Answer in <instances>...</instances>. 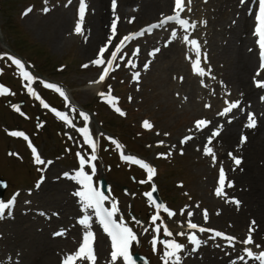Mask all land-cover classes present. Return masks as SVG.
I'll return each instance as SVG.
<instances>
[{
    "label": "rangeland",
    "instance_id": "374dc122",
    "mask_svg": "<svg viewBox=\"0 0 264 264\" xmlns=\"http://www.w3.org/2000/svg\"><path fill=\"white\" fill-rule=\"evenodd\" d=\"M140 1H137L139 2L138 5L134 2L132 6L134 11H126V8L121 7L120 22L114 34V43L109 49L114 51L113 45L118 44L119 39L130 33L138 32L141 27L150 22H157L163 18L162 13L148 12L153 0H146L149 1L146 2L147 8L142 7ZM196 1L191 0L189 3V0H186L183 14L185 12L190 13ZM4 2L5 12L9 10L5 14L6 16L3 11H0V27L4 32L3 35L0 33V74H4L1 72L4 65L7 74L0 78V84H14L10 86L14 94L21 93L22 87L19 84L27 88L31 86L36 93L41 92L43 94V91L47 89L46 93L49 100L57 104L62 111L68 107L72 122L71 126L66 122L62 124L60 119L52 116L50 111L48 112V109L39 110L37 106L30 108L26 105L23 109L27 111L18 114L13 105H11L13 108L11 111L7 107L9 97H0V173L7 177L10 188H14L8 193V196L13 195L12 193L15 191L19 193L17 204L14 206V208L17 207L16 212L0 219V258H2L0 264H60L70 250L73 249L72 251H74L80 238L79 229L76 235V230L73 227L81 214L80 206L76 201L77 196L74 195L75 189L79 185L74 180L63 176V173H73L75 169H78L75 161L76 151L77 154L84 155L86 158L91 155L87 156L83 149L82 138L78 133V127L82 126L84 117H79L77 111L69 108L67 100L66 103H58L57 98L51 93V90H56L48 88L46 83L60 86L65 83L69 91L70 89L71 91L75 90L74 98L82 105L93 103L99 97L97 100L102 103L100 104L96 100V107L94 108L99 111V116L96 117L95 112H92L93 116L87 114L89 117L87 121L92 126V133L96 140L100 141L101 139V146L108 144V141L114 143L116 140L108 131L118 132L130 149L128 150L130 154H128L124 148L117 147L120 155L145 157L154 165L158 164L160 170L162 164H165L163 161L165 157H172L173 161L168 163V167L163 168V172L157 178V183L163 188V183L168 182L175 175L173 177L175 184L177 181L183 180L185 182L183 188H178V195H183L185 192L189 196L183 205L182 201L178 205H174L176 210L174 216L163 215L160 219L161 227L166 225L172 231L170 237L166 236L163 231L161 234L163 240L174 239L182 244L188 243L187 235L178 234L181 232L188 233L189 229L186 223L188 219L197 224L217 227L224 232L237 236L238 241L233 245H229L226 240L218 237L204 236V243L199 249L181 252V264H235L234 255L244 248L251 250L254 248L256 252L264 249V226L261 221V218L264 220V197L254 192L262 190L255 183L262 178L260 174L264 173V146L251 148L252 155L244 153V157L236 152L233 156L242 157L245 162L235 165L233 156L226 152L227 147L225 145L215 141L214 136H212L211 141L208 140L213 127L220 125L216 124L213 118L214 116L219 118L222 107L229 102L225 101V88L226 85L230 86V79L225 80V66H223L224 62L221 61L222 52H215L213 46L217 43H221L223 46L227 45L228 39H231L230 37L234 33L233 31L238 29L237 26L239 27L240 13L230 9L223 19L220 15L212 16L211 19L218 20L216 31L219 32L223 29L222 36L219 35L215 42H211V33L206 37L203 32L208 27L203 14L206 13L205 5H201V13L196 12L193 17L189 18L190 24L195 25L194 28L184 29L178 24L166 23L162 27L154 28L151 32L145 31L142 35L133 37L121 47L122 51L119 52L115 66L106 83L99 85L97 78L104 65L91 63L97 58L100 48L99 43L94 41V35L99 30L102 13L111 7L110 0H85L84 30L80 34L74 31L75 24L79 19L80 0H47V2L45 0H6ZM120 2L121 0L118 3L121 4ZM205 2L206 0L197 1V3L202 4ZM239 3L240 0L237 1V7H239ZM45 7L49 9L48 12L42 11ZM138 7L140 10L136 13ZM28 8H31L32 11L25 15V10ZM8 15L14 16L9 18ZM160 15L161 17L158 19ZM11 27L17 31L21 29L24 34L28 35L29 40L23 38L22 34L7 29ZM173 31L176 32L174 38H177L185 46V49L180 52L182 61L180 57L179 60L182 63L184 56L186 61L183 62L182 71L166 72L164 71L167 66L166 60H162L161 55L156 58L157 52L150 53L154 47L159 48L161 42H168L169 39L166 38L171 36ZM185 35H188L189 39L197 36L195 39H200L203 43V47L200 46V62L201 66L205 67L206 74L204 76L199 75V79H197L196 76L198 75L194 73L192 68L195 53L192 46L184 41ZM93 41L95 43H92ZM251 43L249 41L244 46V50L246 49L250 54L252 53ZM8 45H12L20 54L22 53L23 56L27 57L26 59H33L45 73L40 75L33 70L32 66L9 49ZM205 54L206 59L204 58ZM109 56L107 49L104 53L106 61ZM255 56L257 57L256 52ZM11 57L21 60L27 71L31 72L36 79L31 82L25 80L21 70ZM128 61L132 63L129 64ZM145 63L149 64L147 69L143 67ZM117 64L120 66L116 67ZM60 65L66 66L62 72L56 70ZM214 67L219 72H214L212 70ZM136 72L140 73L139 79L134 78ZM187 74H192V79H194L189 86H186V79H184ZM32 96L31 92L25 90L21 98L30 97L31 99ZM59 96L63 97L60 94ZM109 96H119L122 101L121 103L115 101V107H113L107 102ZM21 98L19 97L18 100ZM11 101L15 102L16 100ZM18 107L21 108V105ZM116 107L120 108L121 112H117ZM122 112L123 114H121ZM35 115L40 118L39 124L36 122L38 125L36 130L38 127H43L44 131L32 141L37 145V152L42 155L43 160L45 162L52 161L51 164L45 163L42 167L44 172L41 175L45 179L39 188L35 187L40 176L34 172L32 166V163L35 162L32 148H28V150L26 140L11 135V132L19 130L28 136L36 134V131H33ZM44 117L54 125L48 124L47 126ZM104 117L107 125L103 122L104 126H102L101 118L104 119ZM30 119L32 120L30 121ZM200 119L210 122L201 127L204 134L203 141L198 140V142L191 144H185V141L182 143L187 134L195 131L197 127L195 121ZM145 120L152 125L151 128L143 126ZM60 126L63 130L61 135L63 136L64 132L69 137L68 143L72 150L67 153L66 150H58L59 139L56 134L58 129H61ZM48 128L51 131H48ZM50 132L54 136H50ZM252 136L253 133L250 135L248 146L254 143ZM53 139H56V148ZM161 141L163 143H160ZM205 146L211 147L213 150L216 148L221 156L225 153L223 169L226 173V183L227 181L233 182V189L227 186L222 189L225 194L229 192L228 196L215 194V189L218 186V168L221 165L217 161V152L214 151L216 160L213 161L211 154L204 153L203 148ZM113 153L117 155L114 150ZM160 153H166V155H159ZM16 155L21 157L22 161H18ZM253 157L255 166L249 168L248 160L252 161ZM30 159L32 163L29 161ZM159 159L161 161H158ZM105 161L111 163L113 168L108 174L104 172L105 176L107 175L113 181L114 188L112 191L115 199L121 202L126 216H128L132 204L135 209L141 208L144 214H150L149 208L145 207L147 202L144 197V190L150 188L148 182L136 188L137 183L129 181L131 173L128 174L127 171L117 168L115 166L116 160L108 153H106ZM96 162L99 168L102 167V161L96 160ZM30 168L33 173L30 172ZM134 170L135 177L146 180L145 171L144 175L143 172H135ZM98 176H101L100 171ZM127 181L134 187L133 190L135 191L133 192L137 193L135 198L122 190L125 195L120 189L121 183ZM151 182L149 181V183ZM22 184L23 186H21ZM130 184L125 183L122 187H130ZM230 197L238 199L240 205L237 206L231 202ZM181 209L184 210L183 213H181ZM204 210H207V220L203 216ZM189 211L193 213L191 217L187 216ZM53 213H58V215ZM261 215L262 217H260ZM253 220L260 226V229L256 226L257 231H252L253 243L249 246L243 241L249 233L250 226L255 229L254 225H250ZM131 225L138 232L134 250L154 254L152 252L153 247L150 246L149 242L153 235L150 222L148 224L131 222ZM61 230H63V235H53V233ZM68 236L72 237L66 239ZM73 237H75V241L71 248H68V245L63 247L65 241L72 242ZM98 246L102 248L100 241ZM159 248L161 255L154 254V259H156L154 264H164L161 259L164 252L163 244ZM98 264H122V260L112 262L105 255L100 256Z\"/></svg>",
    "mask_w": 264,
    "mask_h": 264
},
{
    "label": "snow or ice",
    "instance_id": "6c2138e0",
    "mask_svg": "<svg viewBox=\"0 0 264 264\" xmlns=\"http://www.w3.org/2000/svg\"><path fill=\"white\" fill-rule=\"evenodd\" d=\"M47 2V0H45ZM191 0H189V3ZM241 4L245 3V0H240ZM258 3V11L255 12L254 14V36L257 37L256 39V44L258 45L259 48V68L257 70L256 76H259L260 70L264 69V0H257ZM116 0H112V8L115 10L116 8ZM32 9L28 8L25 10V15L31 12ZM42 11L48 12L49 9L47 7L43 8ZM184 11V4L183 0H174V10L173 14L171 15H166L163 17L162 20L158 21L155 24H150L147 27V32H151L154 28L157 27H162L164 24L168 23L169 21H175L177 24L182 26L184 29L188 28H194V24H190L189 20L186 18H182L180 13ZM86 14V2L85 0H80L79 2V9H78V15L79 19L75 24L74 31L77 34H80L83 32L84 27H83V21L84 17ZM163 15V14H162ZM119 17H116L112 21L111 24V29L113 34L116 32V20H118ZM206 23V22H205ZM143 34V30L141 32L137 33H131L129 35H125L122 39H119V43L113 45V48L115 49L114 51L111 49H108V52L110 54V59H107V62L104 58V53L106 49L108 48V44H111V40L107 41L104 46H102L99 51H98V56L96 59L91 61V63L96 64V65H107L103 67L101 74L99 75V80L103 81L105 77L109 74L111 70V66L113 64V61L117 59V53L121 51V47L125 44L126 41L131 40L135 36H139ZM176 36V32H172V37L174 38ZM184 41L187 42L189 45L192 46V49L195 53V60L192 63V68L195 72L199 73L200 76H204L206 74V69L205 67L201 66L200 62V57H201V48L199 41L195 38L189 39L188 35H185L183 37ZM138 51V49H137ZM159 48H154L152 50V53L154 54L156 52H159ZM205 59L206 54H205ZM12 61L21 69L22 75L25 80L31 82L36 77L32 75L31 72L25 70L24 64L21 62V60L11 57ZM129 64H131V61H128ZM120 65L117 64L116 67H119ZM84 67H87V65H84ZM145 69L149 67L148 63H145L143 65ZM140 73L136 72L134 73V78L139 79ZM254 84L258 88H264V79H256V77H253ZM203 83V81H201ZM46 86L48 88H53L61 96H63L66 100L68 97L66 96L65 92L57 85L52 84V83H46ZM110 87V86H109ZM29 92L32 93V95L37 96V93L32 89L31 86L28 88ZM9 92V89H7L5 86L0 85V94H5ZM103 95V94H101ZM39 99V97L37 96ZM116 97L114 96H109L108 97V103L113 105L115 107V101ZM261 99H264V97H261ZM43 103V101H42ZM240 100H235L231 102H227V107L223 109L220 115H224L227 113H230L232 109L237 108L240 105ZM16 108V111H20V108L18 106H13ZM44 107H49L48 104H44ZM52 111L56 113L57 116H59L61 119L68 121V117L64 112L57 111V109L52 108ZM117 112H121V109L116 107ZM123 114V113H122ZM80 115L84 117V120H88L89 117L87 113L81 112ZM231 119V117L229 118ZM70 122V121H68ZM210 122L205 120V119H200L195 121V125L197 126V130H199L201 127L206 126ZM257 121L255 118V114L249 112L247 114V127H255ZM143 126L145 128H151L152 125L145 120L143 122ZM221 130V126H217L214 129L211 130V135L208 137V140L211 141L212 136L218 135ZM79 132L83 135L84 140L88 145L91 146L92 153L88 158H86L84 155L77 154L79 157V167L77 170L74 171V173H69V172H64L63 176L68 177L75 182L78 183L79 190H77L74 195L77 196L80 199L81 202V207L84 211V214L79 218V224L85 226V231L83 232V238H82V243L79 245L78 249L66 256V258L63 261V264H76L77 261H87L88 264H95L96 261V255L94 252V247H93V241H94V232L91 230V223H92V215L88 213V210L91 209L92 213L94 216L98 219L99 225L102 227L103 231L110 237L111 239V252H110V259L112 262H116L117 260H122V264H137L134 256L130 252V247L132 245L133 241L137 240V234L136 232L133 231V229L128 225V223L124 220V218L121 216L119 219L116 218L117 213L120 211L118 208V202L115 200H112L111 206H106L105 202L108 201L110 198L108 195L105 194L103 190H101L100 187L96 186L94 184V174L96 172V165L94 161L96 160V155L95 150H96V143L94 142L92 136L90 135V130L87 126L81 127L79 129ZM11 135L17 136V137H23L26 141H28L29 146L32 148V153L35 159V163L38 165H43L45 163L51 164L52 161H47L45 162L39 153L37 152L36 148L32 146L31 141L29 140L28 136L23 132V131H13L11 132ZM191 137L185 136L182 140V143L184 141L189 140ZM111 139V138H110ZM246 140L245 136L241 137V142L243 143ZM160 143H163L162 141ZM117 147L119 148L120 145L117 144ZM182 151V150H181ZM204 153L206 154H211V159L213 161L216 160V156L214 153V150L211 147L205 146L203 148ZM159 155H166V153H160ZM231 156L232 154L229 153ZM121 158L125 161H133L136 164L140 165L144 169L147 170V180L151 181L153 179V176L155 175V169L152 167L150 164L146 163L142 159H138L137 157L133 155H124L121 154ZM233 162L235 165H239L241 163V159L238 156H233ZM86 166L90 167L91 171H86ZM43 171V169H41ZM45 177L41 175L38 179V181L35 184L36 188H39L41 183L44 181ZM140 183H145L144 180L140 181ZM0 186L7 187V185L3 182L0 181ZM227 186V187H232L233 182L232 181H227L226 183V173L223 167L219 169V175H218V186L215 189V194L217 196L224 195L222 189ZM156 190V186L153 184L152 185V191L145 192L144 195L148 197L149 202L155 205L156 209V214L151 216V220L153 223L159 219V213L160 210L162 209L164 212H166L169 216L174 215L175 213L170 210L165 204L163 203H157L155 199L153 198L152 192ZM19 195L18 192L13 193L11 198L4 200L0 198V219L5 218V216H11L13 213V209L16 203V197ZM231 202H233L235 205L239 206L240 201L236 199L235 197H230L229 198ZM181 213H183V209L180 210ZM43 214V213H42ZM54 215H58V213H53ZM193 213L189 211L187 213L188 217H191ZM204 219L207 220V210H204L203 213ZM135 220V217L132 218ZM187 228L189 230H199V232H205L209 231L212 232L213 238L220 237L223 238L228 242L229 245L233 244V241L236 239L235 237L228 235L222 231L214 230V229H206L197 223H194L191 219L187 220ZM250 225H255V221H251ZM254 229L250 226L249 228V233L247 235V238L245 241H243L244 244H252L253 243V238H252V231ZM147 231V229H145ZM164 234L166 236H172V233L169 231L167 226L165 225L163 227ZM155 232L159 233L160 232V225H155ZM63 230L60 232H55L53 235H63ZM179 235H187V239L189 242L194 246L193 251H195L197 248L201 246L204 241H202L198 235L196 234L195 231H190L188 233H178ZM162 243L164 246V252L163 256L161 259L164 261V264H181V252L185 248V245L177 242L174 239H164L162 241L158 240L157 236L153 237L152 240V245L153 249L156 250V245L157 243ZM243 251L247 254L249 257H253L255 253L250 249V248H244ZM240 259H243V257H240ZM261 261H264V251L259 253V257Z\"/></svg>",
    "mask_w": 264,
    "mask_h": 264
},
{
    "label": "bare ground",
    "instance_id": "6f19581e",
    "mask_svg": "<svg viewBox=\"0 0 264 264\" xmlns=\"http://www.w3.org/2000/svg\"><path fill=\"white\" fill-rule=\"evenodd\" d=\"M139 1V0H137ZM136 0H121V4L119 5V9L121 7L126 8V11H132L133 10V4L136 2V5H138L139 2ZM151 1V0H150ZM210 3L208 5H205L206 13L205 16H207L208 26L209 29L206 31L207 34L211 33V42H215L218 39V36H222L223 29H221L219 32L216 31L218 28L216 26V23H218V20L211 19L214 15H220L223 18H225L228 14V11L231 9V11L235 10L236 1L237 0H209ZM141 6L147 8L148 5L146 0L140 1ZM170 5H172V0H153L151 1V6L149 7L150 10L148 12L154 11V13H163L168 10H170ZM251 4L247 8H244L240 12V24L236 31H233L231 39H228V43L226 46H223L221 43H217L215 46H213V50L217 53L222 52L221 58L222 62H224L225 66V80H229L231 88L234 90V94L239 96L240 100L242 99L241 106L242 105H249L250 101L254 100L256 97L260 98V101L258 103L253 102L254 108L257 110L259 109L261 112H263L262 119L261 117L259 120V125L256 128V130H252L254 137L252 139V142L254 143L251 146H246L243 144L239 139V133L236 130L243 129L244 132L248 131V127H246L245 119L242 115H235L234 118L228 122V120H225V128L224 130L226 132L223 133V137L221 140V143L225 145L228 148L227 152H230L232 155H234L236 152H240L242 156H244V153H248V155H252V152L250 151L251 148H257L264 146V104L261 102V97H264V89L258 88L254 84L253 77L255 75L254 70L257 65V59L255 58L254 53H248L247 50H244V46L247 42L252 41V32H251ZM117 10V11H118ZM139 7L136 9V12L139 11ZM113 9L109 10L106 9L102 15H101V22L99 24V30L97 33H95L94 41L98 44L100 42H103L106 44L107 41H112L113 32L111 29V26L107 25L106 21L109 18L113 17ZM92 43H95V42ZM235 42V44H234ZM240 45V46H239ZM184 50V46L177 40H172V42H164L162 44L161 49V57L162 60H166L167 66L164 68V71H182L184 61L181 63L182 55L180 57V52ZM180 57V60H179ZM223 64V63H222ZM186 79V86H189V84L192 82V75L187 74L185 76ZM257 79V77H256ZM239 100V99H236ZM252 105V104H251ZM238 112V108H236ZM234 111L230 114V116L234 115ZM221 135V134H220ZM204 134L202 132H199L197 136V140L203 141ZM255 139V140H254ZM254 165V157L252 161L248 160V167L253 168ZM262 178H260L255 184L260 187L262 190H256L254 191L256 194L262 195L264 197V173L260 174ZM90 209L88 210V213L90 214ZM262 217V215L260 216ZM262 224L264 226V220L261 218ZM91 227H95V222L93 221V224L91 223ZM76 229V226H74ZM66 243H64L63 247H66L68 245V248H71L70 241L66 240ZM103 248L99 247L98 253L102 254ZM247 260V259H246ZM243 257V259H240V257L237 258L236 262L239 264H245L247 263ZM76 264H88L87 261H77ZM96 264V262H95Z\"/></svg>",
    "mask_w": 264,
    "mask_h": 264
}]
</instances>
